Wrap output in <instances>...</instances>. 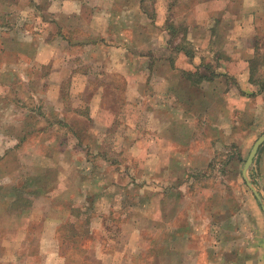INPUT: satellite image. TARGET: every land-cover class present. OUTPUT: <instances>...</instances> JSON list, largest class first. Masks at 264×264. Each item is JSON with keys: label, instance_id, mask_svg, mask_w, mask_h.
I'll use <instances>...</instances> for the list:
<instances>
[{"label": "rangeland", "instance_id": "1", "mask_svg": "<svg viewBox=\"0 0 264 264\" xmlns=\"http://www.w3.org/2000/svg\"><path fill=\"white\" fill-rule=\"evenodd\" d=\"M28 5V0H0V192L8 196L11 189L40 188V177L48 170L44 177L50 176L49 189L56 195L45 201L42 197L36 205L48 204L53 221L59 218V209L67 210L69 223L60 232L64 249L78 264L91 263L89 252L118 264L120 242L132 239L128 231L123 233L124 224L145 228L146 243L135 253L143 264H150L157 248L163 247L156 246L154 239L166 227L176 233L198 231L204 264H264V149L247 170L261 199L242 173L254 141L264 133V109H256L254 101L248 100L238 114V108L227 109L228 104L237 105L235 101L215 102L225 107L224 116L218 115L221 110H213L211 125L204 126L207 123L202 119L190 123L188 129H198L187 143L178 141L184 140L178 134L179 125L170 139L172 144L165 148L159 147L158 135L149 129L153 127L151 117H142L149 128L140 124L139 132L128 125L137 122L138 109L123 98L119 75H114V85L100 86L106 98L96 103L92 117L85 103L68 94V84L61 86L62 105H58L57 88L47 83L55 73L48 64L34 60L37 42L27 41L28 33L39 28L36 20L27 19ZM178 9L171 16L172 44L178 39L176 34L184 31ZM206 42L225 50V58L235 55L231 39L215 36ZM258 53L262 68L264 43ZM202 56V65L209 66L206 73L212 76L218 64L216 54ZM200 71L204 69L190 72ZM257 76L264 81V68ZM116 92L117 101L109 100ZM204 100L206 104L208 100ZM77 102L81 107L76 111L84 115L83 120L72 123L78 132L60 119L58 111L60 106V111L70 113ZM118 108L116 117L109 115ZM179 120L181 124L183 119ZM214 122H218L217 128ZM164 152H171L173 158L161 160ZM169 188L181 194L168 196ZM90 203L97 210L107 209L96 211Z\"/></svg>", "mask_w": 264, "mask_h": 264}, {"label": "crops", "instance_id": "2", "mask_svg": "<svg viewBox=\"0 0 264 264\" xmlns=\"http://www.w3.org/2000/svg\"><path fill=\"white\" fill-rule=\"evenodd\" d=\"M174 1L28 0V10L35 12L28 11L27 19L36 20L39 28L28 33L27 41L37 42L34 60L48 64L55 73L54 79H48L47 83L56 86L58 105H62L61 86L68 84V94L85 103L92 117L96 103L106 98L100 86L114 85L113 77L119 75L123 98L135 103L138 109L137 122L128 125L139 132L140 124L147 126L142 117H151L153 127H147L158 135L159 147L165 148L172 144L179 125L182 128L178 134L185 141H178L187 143L198 129L193 126L188 129L190 123L202 119L207 123L204 126L211 125L213 110H221L217 113L224 116L225 107L216 106L215 102L231 99L237 105L228 104L227 109L239 111L244 103L253 100L256 109H264V81L257 76L264 66L261 68L254 62L264 43L261 32L264 0ZM178 7L184 31L176 34L178 39H173L172 44L171 16ZM215 36L233 41V58H225L223 49L208 46L206 39ZM208 52L216 54L218 60L213 75L204 78L191 75L192 70L205 69L202 55ZM115 95L118 93H112L109 100L112 97L113 102L117 101ZM204 99L208 100L206 104ZM178 101L183 104L178 105ZM80 107V102L73 103L68 111L72 112L67 113L58 106L60 119L75 127L76 132L78 129L72 123L83 120L84 115L76 111ZM122 111L120 108L126 116L129 113ZM118 112L119 108L116 112L109 111V115L116 117ZM180 118L183 121L178 124ZM214 123L217 128L218 122ZM219 124L223 125L222 119ZM263 147L264 142L260 149ZM160 156L161 160L166 156L173 158L171 152ZM46 173L49 171L45 170L40 177V188L22 190L24 193L11 189L8 196L0 192V264H78L64 249L60 232L69 223H66L67 210L59 209V218L53 221L48 204L36 205L40 198L51 200L56 195L49 189L50 176L44 177ZM166 193L175 197L181 194L172 188ZM89 205L96 211L107 209L97 210L95 204ZM156 226L162 228L153 225ZM127 231L132 239L120 242V250L116 252L118 264H143L139 253H135L146 243L145 228L140 224H124L123 233ZM196 234L200 235L198 231L176 233L166 227L154 239L156 246L163 247L157 248L159 251H155L150 264H204L200 260L204 253L202 241ZM98 254L89 252L90 264H111L106 256Z\"/></svg>", "mask_w": 264, "mask_h": 264}, {"label": "water", "instance_id": "3", "mask_svg": "<svg viewBox=\"0 0 264 264\" xmlns=\"http://www.w3.org/2000/svg\"><path fill=\"white\" fill-rule=\"evenodd\" d=\"M264 142V133L261 134L260 136H258V138L254 141L252 147H251V150L249 151L248 153V156L244 162V165H243V169H242V173H243V177L245 178L247 184L250 186V188L253 190L255 196L258 198V199H261V196L260 194L258 193V191L256 190V188L253 186L252 182H250L247 178V170L248 168H250V166L252 165L253 163V160L257 154V152L259 151L260 149V146L261 144ZM263 209H264V206H263Z\"/></svg>", "mask_w": 264, "mask_h": 264}, {"label": "trees", "instance_id": "4", "mask_svg": "<svg viewBox=\"0 0 264 264\" xmlns=\"http://www.w3.org/2000/svg\"><path fill=\"white\" fill-rule=\"evenodd\" d=\"M259 54V53H258ZM258 54H256V58L254 59V62L255 63H258ZM205 69H204V72H194V73H190L191 75H197L196 77H200V78H204V77H210L209 75H207V70L209 69V66H204ZM214 73V72H213ZM20 191V190H19ZM24 201V200H23Z\"/></svg>", "mask_w": 264, "mask_h": 264}]
</instances>
